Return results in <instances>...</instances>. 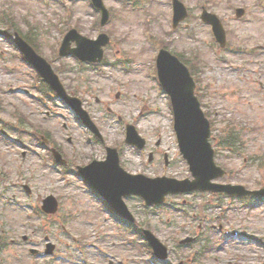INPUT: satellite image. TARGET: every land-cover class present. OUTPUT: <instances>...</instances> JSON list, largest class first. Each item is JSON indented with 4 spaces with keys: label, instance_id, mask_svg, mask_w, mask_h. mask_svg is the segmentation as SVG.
<instances>
[{
    "label": "rangeland",
    "instance_id": "rangeland-1",
    "mask_svg": "<svg viewBox=\"0 0 264 264\" xmlns=\"http://www.w3.org/2000/svg\"><path fill=\"white\" fill-rule=\"evenodd\" d=\"M104 1L111 16L101 26L90 0H0V17L6 16L0 18V264H158L145 239L111 217L77 169L105 157L106 145L117 144L129 172L190 176L171 99L156 73L158 45L182 54L197 72L216 161L228 171L218 181L264 186V9L258 0H182L189 16L176 28L172 0ZM203 7L220 15L229 47H220L201 20ZM238 7L246 10L241 18ZM71 27L91 38L102 31L110 35L102 63L59 55ZM13 30L35 38L39 53L83 99L103 140L63 100L43 91L36 69L12 42ZM128 123L147 139L145 148L125 142ZM228 135L241 137L236 148L223 144ZM52 148L69 165L55 162ZM50 194L59 200L55 214L42 209ZM167 200L155 207L140 196L127 198L136 224L169 246L165 264H264V197L201 191ZM187 236L199 240L180 244ZM46 237L58 254L52 263L44 253ZM30 241L41 254L30 251Z\"/></svg>",
    "mask_w": 264,
    "mask_h": 264
},
{
    "label": "water",
    "instance_id": "water-1",
    "mask_svg": "<svg viewBox=\"0 0 264 264\" xmlns=\"http://www.w3.org/2000/svg\"><path fill=\"white\" fill-rule=\"evenodd\" d=\"M186 15V11L181 5H178L175 23ZM205 20L214 23L219 39L225 42V32L217 18L205 13ZM102 40L98 41V46L108 42L107 36L103 35ZM100 55L102 50L100 49ZM160 74L161 80L173 95L174 106L176 111V126L179 132L180 145L183 153L189 159L192 169L197 180L191 182L189 179L184 181L171 180L166 178L149 179L143 176H130L131 181L127 180L128 176L119 167L118 157L114 156L106 166L93 163L92 175L96 179L103 180V185L114 193L121 195L132 191L133 188H140V193L145 196L148 202H160L164 195L169 191H181L193 188H214L225 189L230 193H234L236 186L218 185L211 183V179L221 175L223 171L216 166L214 162V151L208 142L210 133L209 123L200 108V103L194 96V81L190 76L189 70L175 57L167 51H162L160 56ZM129 141L135 142L143 146L145 141L130 127ZM239 188V186H237ZM264 193V189L260 191ZM45 207L48 211H55L57 202L54 197H49ZM146 234L157 255L167 256L166 247L149 231Z\"/></svg>",
    "mask_w": 264,
    "mask_h": 264
}]
</instances>
